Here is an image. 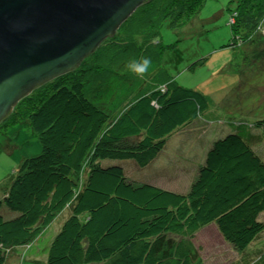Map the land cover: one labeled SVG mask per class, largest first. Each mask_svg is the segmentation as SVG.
<instances>
[{
	"label": "trees",
	"instance_id": "obj_1",
	"mask_svg": "<svg viewBox=\"0 0 264 264\" xmlns=\"http://www.w3.org/2000/svg\"><path fill=\"white\" fill-rule=\"evenodd\" d=\"M204 2L146 0L122 25L123 39L106 38L76 68L36 87L13 108L6 118L24 117L41 151L18 165L0 201L17 213L8 219L0 214V264H12L14 250L33 242L70 203L46 264H204L195 240L211 226L246 255V264H264V243H254L264 231V119L219 122L224 107L214 110L201 91L172 78L143 84L159 67L160 50L144 78L126 67L149 58L145 48L159 45L163 21L181 27ZM229 2L234 46L248 42L264 20V0ZM116 45L132 49L117 56ZM233 70L231 86L239 77ZM212 119L225 133L207 141L186 193L130 180L119 165H101L120 159L149 166L168 139ZM260 126L263 135L257 133L253 144Z\"/></svg>",
	"mask_w": 264,
	"mask_h": 264
},
{
	"label": "rangeland",
	"instance_id": "obj_2",
	"mask_svg": "<svg viewBox=\"0 0 264 264\" xmlns=\"http://www.w3.org/2000/svg\"><path fill=\"white\" fill-rule=\"evenodd\" d=\"M229 1L205 0L193 19L176 29L169 26L168 20L163 21L156 40L159 47L154 44L145 48L149 58H153L154 51L160 50L159 67L142 82L147 83V86L151 82L150 86H155L162 78H172L183 87L201 91L210 98L214 110L215 107H224L219 109L222 112L216 120L219 122H224L221 117H226L227 121H233L238 116L264 119V51L260 48L264 44V35L231 46V28L227 24L228 8L232 6ZM125 23L122 25L127 27L129 23ZM122 25L107 39H123ZM115 47L117 56L132 49L127 51L129 47L124 48L123 45ZM233 69H236L239 77L231 86L236 79L232 74ZM216 121H200L199 124H202L196 126L194 131L168 139L165 148L159 153L161 155L149 166L141 168L133 160L120 159H105L101 165H119L130 180L186 193L195 169L204 161L206 142L209 138L211 141L221 137L223 134L218 133L226 129L223 123ZM262 129L260 126L254 132L262 136ZM223 131L220 133H225ZM199 134L206 137L205 142L195 140ZM260 145L264 150V143ZM40 151L37 134L24 117L17 116L15 120L5 118L0 122V201L15 177L18 165ZM72 207L73 203L66 205L28 246L17 247L13 252L12 264H46L49 243L71 214ZM0 214L6 219L17 215L2 202ZM261 218L264 220V213ZM256 242L264 243V231ZM195 243L200 248L204 264H246V255L225 242L213 226L199 231Z\"/></svg>",
	"mask_w": 264,
	"mask_h": 264
},
{
	"label": "water",
	"instance_id": "obj_3",
	"mask_svg": "<svg viewBox=\"0 0 264 264\" xmlns=\"http://www.w3.org/2000/svg\"><path fill=\"white\" fill-rule=\"evenodd\" d=\"M146 0H0V122L76 68Z\"/></svg>",
	"mask_w": 264,
	"mask_h": 264
},
{
	"label": "clouds",
	"instance_id": "obj_4",
	"mask_svg": "<svg viewBox=\"0 0 264 264\" xmlns=\"http://www.w3.org/2000/svg\"><path fill=\"white\" fill-rule=\"evenodd\" d=\"M256 33H264V20L260 22L258 25L256 32L252 34L251 38H254ZM127 69L139 78H144L146 74H148L149 69L152 67V61L150 58H141L140 60H130L126 65Z\"/></svg>",
	"mask_w": 264,
	"mask_h": 264
},
{
	"label": "crops",
	"instance_id": "obj_5",
	"mask_svg": "<svg viewBox=\"0 0 264 264\" xmlns=\"http://www.w3.org/2000/svg\"><path fill=\"white\" fill-rule=\"evenodd\" d=\"M195 123H198V122H195ZM255 130V129H254ZM257 136V132H252V135H251V142L253 143V144H255V143H257V140H258V138L256 137ZM205 139H206V137H202V134H199L196 138H195V140L196 141H201V142H205ZM207 143V142H206ZM252 144V145H253ZM254 146V145H253ZM260 149H262V147H260L259 148V150ZM263 155H264V152H263ZM166 171V170H165ZM168 172V171H167Z\"/></svg>",
	"mask_w": 264,
	"mask_h": 264
}]
</instances>
